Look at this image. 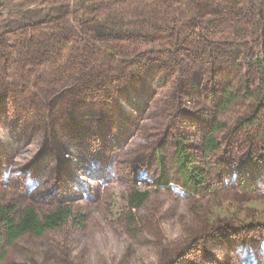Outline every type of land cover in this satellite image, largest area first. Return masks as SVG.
<instances>
[{"label": "rangeland", "instance_id": "rangeland-1", "mask_svg": "<svg viewBox=\"0 0 264 264\" xmlns=\"http://www.w3.org/2000/svg\"><path fill=\"white\" fill-rule=\"evenodd\" d=\"M146 8L144 0L0 8V203L17 215L68 206L84 219L11 246L3 238L0 264H264V98L247 97L248 89L264 97V0H211L196 27L158 34L145 21L132 26L142 38L129 40L125 23ZM106 9L123 27L95 19ZM102 39L135 58L101 60ZM228 87L241 97L221 110ZM217 122L218 148L207 152ZM178 143L202 171L197 193L178 174ZM157 151L168 188L156 184ZM135 190L151 195L129 226Z\"/></svg>", "mask_w": 264, "mask_h": 264}, {"label": "trees", "instance_id": "trees-1", "mask_svg": "<svg viewBox=\"0 0 264 264\" xmlns=\"http://www.w3.org/2000/svg\"><path fill=\"white\" fill-rule=\"evenodd\" d=\"M17 2V0H0V8L9 5L11 2ZM211 0H144L145 6L147 7L141 18L136 21L127 20L125 26L128 28V35L126 36L129 40L134 41L135 38H142L140 35H137L132 32V26H137L145 21L149 23L151 32L163 33V29L167 26L174 24L187 27H196L198 17L202 13L203 9L209 5ZM160 2V3H158ZM160 4L161 16L157 15L158 5ZM174 10L171 12L170 10ZM115 15L122 14L124 7H115ZM108 9L106 11H98L96 12L95 19L98 20L99 23L102 24H111L117 21V18H112ZM80 19L86 18V12L84 10L81 11ZM168 14L174 15L175 17L172 20V23H169L167 19ZM118 22V21H117ZM139 22V23H138ZM146 26V25H145ZM112 28L118 29L119 27H123V24H118L111 26ZM4 29V27L0 26V29ZM189 28V29H191ZM163 31V32H162ZM239 32L242 33L240 30ZM157 34V35H158ZM47 38L46 35H44ZM52 39L54 34H48ZM158 38V37H157ZM96 43V44H95ZM94 43V48L97 51V55L101 60H104L108 63H117L121 59L132 60L136 56L135 50H125L118 47L115 43L109 40H97ZM67 47V45H65ZM264 80V79H263ZM241 94L237 92L232 87H228L223 94V101L220 105L221 110H226L236 101L240 100ZM247 97L249 98H264L261 92H253L248 89ZM258 115L253 117L251 123H255ZM221 124L219 122L212 125L209 132L205 137V150L207 152L215 151L218 148L217 143V135L222 130ZM78 153V151L68 150V153ZM157 158L159 160V164L161 167V172L159 178L156 182L159 188H168L173 182L170 179V176L166 172V167L164 165V161L162 159L161 154L157 151ZM67 157V156H66ZM176 157H177V171L180 177L182 178L183 186L186 190L191 191L193 193H197L201 184H202V171L199 167L196 166V159L189 155L185 145L178 143L176 146ZM66 159L70 161V156ZM73 164L75 163V159H72ZM81 181H86L81 179ZM151 193L149 191H140L135 190L132 191L127 199L128 210L130 213V221L129 226H132L136 218H134V210H139L142 208L145 203L148 201ZM77 220L80 219L84 221L83 217L78 213L76 214L72 208L68 206H59L54 208L47 213L40 215L33 208H26L17 215V209L15 206L4 205L0 203V242L4 238L6 240L7 246L13 245L15 242L23 238L27 235H32L35 237H42L46 233L58 230L62 226H64L69 220ZM130 228V227H129Z\"/></svg>", "mask_w": 264, "mask_h": 264}]
</instances>
